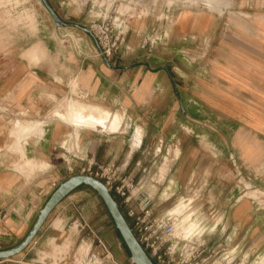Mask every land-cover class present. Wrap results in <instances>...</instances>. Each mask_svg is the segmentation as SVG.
I'll use <instances>...</instances> for the list:
<instances>
[{
    "label": "crops",
    "instance_id": "0c3cea01",
    "mask_svg": "<svg viewBox=\"0 0 264 264\" xmlns=\"http://www.w3.org/2000/svg\"><path fill=\"white\" fill-rule=\"evenodd\" d=\"M133 18L110 59L88 30L63 25L53 41L42 24L38 40L0 53V242L9 243L3 249L19 244L56 188L94 161L127 179L133 206L185 211L180 219L191 216L187 225L199 226L189 235L207 253L214 249L218 264H264V89L241 66L176 61L174 42L202 49L204 37L217 30L216 16L185 11L174 16L176 25L148 27L129 24ZM69 29L78 39L67 46L58 39ZM148 31L161 38L152 53L141 47ZM39 44L46 55L35 63L28 52ZM68 102L118 117L94 126L72 110L75 119L68 121L59 116ZM113 195L126 215L122 198ZM182 201L187 207H178ZM34 242L37 251L28 247L0 264L31 263L42 251L51 256L45 264H90L86 244L102 257L108 253L107 264L127 261L108 209L88 186L53 210Z\"/></svg>",
    "mask_w": 264,
    "mask_h": 264
},
{
    "label": "rangeland",
    "instance_id": "374dc122",
    "mask_svg": "<svg viewBox=\"0 0 264 264\" xmlns=\"http://www.w3.org/2000/svg\"><path fill=\"white\" fill-rule=\"evenodd\" d=\"M92 1L94 0H0V53L8 52L9 50L7 49L12 47V45L15 47H23L38 40L41 35H44V33L40 32L42 24L49 28V30H47V35L52 41L55 37L54 31L59 25L68 28H77L78 33L81 31L86 32L89 23L93 19L92 16L97 9H94V6H92ZM138 1L142 5L140 9H142L146 15H143L144 17L142 19L137 17L131 19L129 24L140 22L144 27H148L150 22L154 23V25L157 22L159 25L161 22H165L164 25H176L178 19L174 18V16H179L185 11L209 13L216 16L217 30L204 37L205 40L202 49L196 47L190 49L187 47L186 49H178V46L180 45L178 44V40L174 42V48H176V61L177 59L182 58L190 64H195L199 61L202 62L203 60L208 61L217 59L224 63L231 64L234 67L241 66L240 68L244 70L243 72L249 74V77L254 80L256 87L259 88L262 86L264 89V0H214V5H216L215 9L212 11L204 4L205 0ZM63 2L65 4H63ZM129 2V0H120L119 3L122 4V10L128 9ZM61 4H63V6ZM145 9H148V11ZM51 10H53V12ZM171 20L175 21L174 24ZM67 31L71 34H67L66 32L64 36L60 37L58 40L68 46L77 42L78 37H73L74 35L72 32H75V30L72 31V29H69ZM147 35L152 36V43H149V45L144 48L143 44ZM157 37V34L148 31L142 38L141 47L147 52L152 53L157 47V42L161 39L160 36ZM171 46L172 44H168V47ZM28 55L32 61H36L35 63H37L41 58L45 57L46 49L39 44L33 47L28 52ZM246 66L250 70L254 69V71L251 70L247 73ZM239 95L246 99L244 93L239 92ZM70 103L71 102H68L66 104L67 112L59 113L60 117L68 121L72 120V118L75 119L71 116L72 110L79 112L76 120L84 122L88 121V124L94 126H98L100 120L106 122L113 117H118V115L113 116L108 112H103L99 108L88 107L79 102H72L73 105L72 108H70ZM1 107L3 108V106L0 105V108ZM17 120L19 119L16 118L13 123L16 121V126L22 128V121ZM138 193L139 190L136 189L135 194ZM190 201L193 202V198H191ZM181 203L178 204V207H187L186 203L183 201ZM166 212V204L157 206L154 209L156 216H161ZM185 213V211L182 212L184 215ZM175 214L182 216L178 211H176ZM190 218L191 216H185L177 227L176 234L182 236V238H187L188 236L192 237L189 233L199 230V226L196 224L187 225ZM192 240L195 241L196 238L192 237ZM184 244L185 243H182L180 247H184ZM203 244L204 243L202 242L196 241V245ZM8 245L9 243L7 241L2 240V242H0V250ZM85 247L87 250L86 252H88L90 245L86 244ZM209 255L211 258L205 264H218L217 261L220 260L214 249L209 251L203 257ZM126 259V264H132V258L129 251L126 252ZM199 263H201V261H199ZM224 264L230 263L225 262Z\"/></svg>",
    "mask_w": 264,
    "mask_h": 264
},
{
    "label": "built area",
    "instance_id": "2783aa9c",
    "mask_svg": "<svg viewBox=\"0 0 264 264\" xmlns=\"http://www.w3.org/2000/svg\"><path fill=\"white\" fill-rule=\"evenodd\" d=\"M129 1L127 10H122L120 0L92 1V6L97 9L87 30L94 37L100 54L107 59L117 55L125 43L128 35L127 21L135 16L146 15L140 9L142 5L138 0ZM151 41L152 36L147 35L143 47L152 43ZM81 174L102 180L112 193L122 198L127 210L125 216L128 221L131 220L129 223L132 230L155 264H205L211 258L210 255L203 257L207 254L204 244L196 245V241L192 239L177 237L180 216L172 212L156 216L154 209L145 202L133 206L136 197L133 194L134 188L127 179L120 176L115 166H100L94 161H88ZM182 243L185 244L181 248ZM29 247L37 251L36 242L33 241ZM91 248L89 249L92 253L90 264H107L106 261L110 260L109 254L102 257L98 252H92ZM49 258L51 256L48 252L42 251L31 263L21 261L18 264H45ZM132 264H134L133 260Z\"/></svg>",
    "mask_w": 264,
    "mask_h": 264
},
{
    "label": "water",
    "instance_id": "95a60500",
    "mask_svg": "<svg viewBox=\"0 0 264 264\" xmlns=\"http://www.w3.org/2000/svg\"><path fill=\"white\" fill-rule=\"evenodd\" d=\"M81 186L92 188L102 199L112 217L116 229L120 233L123 242L131 254L134 264H155L137 239L127 217L122 211L120 204L113 193L102 180L87 174L73 175L62 182L40 210L38 217L27 236L14 247L0 250V260L11 259L23 253L34 241L53 210L66 197Z\"/></svg>",
    "mask_w": 264,
    "mask_h": 264
},
{
    "label": "bare ground",
    "instance_id": "6f19581e",
    "mask_svg": "<svg viewBox=\"0 0 264 264\" xmlns=\"http://www.w3.org/2000/svg\"><path fill=\"white\" fill-rule=\"evenodd\" d=\"M165 2H166V1H165ZM204 4H205V5L207 6V8H209L211 11L215 9V5H216V4L214 5V0H205V3H204ZM229 4H230V3H229ZM22 5H23V4H22ZM230 5H231V4H230ZM5 12H6V11H5ZM217 12H218V11H217ZM30 13H31V12H30ZM30 13H29V14H30ZM35 16H36V15H35ZM23 25H24V24H23ZM12 26H13V25H12ZM12 26H11V27H12ZM8 27H9V26H8ZM10 29H11V28H10ZM26 29H27V28H26ZM1 30H2V29H1ZM16 30H17V29H16ZM22 30H24V29H22ZM34 30H35V29H34ZM43 30H44V29H43ZM5 31H6V30H5ZM20 31H21V30H20ZM1 32H2V31H1ZM3 32H4V31H3ZM17 32H18V31H17ZM17 32H16V33H17ZM33 32H34V31H33ZM16 33H15V34H16ZM24 33H25V32H24ZM28 33H30V32H28ZM21 35H22V34H21ZM28 36H29V35H28ZM15 37H16V36H15ZM21 39H22V38H21ZM14 40H15V39H14ZM13 42H14V41H13ZM26 43H28V42H26ZM26 43H24V44H26ZM22 44H23V43H22ZM241 133H242V132H241ZM256 138H257V136H256ZM257 139H258V138H257ZM251 140H252V139H251ZM251 140H250V141H251ZM258 140H259V139H258ZM247 143H248V142H247ZM259 143H260V142H259ZM240 144H241V143H240ZM262 147H263V146H262ZM258 148H259V147H258ZM261 151H262V150H261ZM262 156H263V155H262ZM181 204H182V203H181ZM181 207H182V206H181ZM181 207H179V208H181ZM179 223H181V221H180ZM60 225H61V224H60ZM178 225H180V224H178ZM178 225H177V227H178ZM55 229H56V228H55ZM75 230H76V229H75ZM74 234H75V233H74ZM50 251H51V250H50ZM54 251H55V250H54ZM81 251H82V250H81ZM81 251H80V252H81ZM83 251H84L85 254H86V251H87V250H86L85 245L83 246ZM83 251H82V252H83ZM85 254H84V255H85ZM82 258H83V257H82Z\"/></svg>",
    "mask_w": 264,
    "mask_h": 264
},
{
    "label": "trees",
    "instance_id": "16d2710c",
    "mask_svg": "<svg viewBox=\"0 0 264 264\" xmlns=\"http://www.w3.org/2000/svg\"><path fill=\"white\" fill-rule=\"evenodd\" d=\"M121 236V235H120ZM123 240V239H122ZM129 251V250H128Z\"/></svg>",
    "mask_w": 264,
    "mask_h": 264
}]
</instances>
